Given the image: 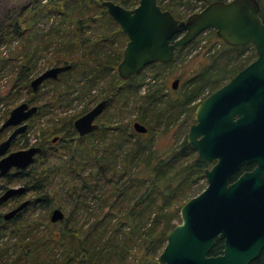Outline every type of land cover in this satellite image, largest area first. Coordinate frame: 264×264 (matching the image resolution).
Returning <instances> with one entry per match:
<instances>
[{"label": "trees", "instance_id": "16d2710c", "mask_svg": "<svg viewBox=\"0 0 264 264\" xmlns=\"http://www.w3.org/2000/svg\"><path fill=\"white\" fill-rule=\"evenodd\" d=\"M102 1L32 0L0 28V46L14 40L24 45L40 18H56L51 31L31 46H23V56L12 69L14 85L26 89L25 101L37 105L38 111L28 120L30 126L33 119L59 105L86 99L76 114L50 117L47 122L52 124L39 127L43 137L32 146L38 145L42 151L32 164L0 177V195L12 185L26 190L0 203V264H157L167 234L176 225L174 219L180 220L182 205L195 197L198 181L204 178V165L186 138L194 101L213 93L221 80H230L256 58L251 44L229 46L211 29L209 33L215 36L212 42L225 48L210 55L209 64L193 71L173 95L165 97L151 86L141 91L144 83L138 79L145 68L171 65L199 37L180 48L167 64L155 62L128 80L121 79L117 66L128 38L106 13ZM111 1L130 8L139 0ZM189 1L157 0L163 10L180 19L177 8ZM212 1L221 0H203L200 9ZM258 1L264 19V0ZM248 48L251 53L243 55ZM216 56L226 59L224 65L216 66ZM41 58L43 69L71 65L57 78L42 82L52 86L48 101L39 96L40 86L37 90L30 87V75ZM4 65L6 61H1L0 67ZM207 66L213 72L206 71ZM207 82L211 84L209 92L201 97ZM12 94L15 98L16 91ZM134 96L136 117L147 128L146 133L132 129L130 118L124 121L116 116L120 119L114 122L110 117L112 107L122 113L119 104ZM103 99L107 104L98 117L99 128L78 135L74 119ZM8 115L7 111L3 119ZM109 134L112 137L108 139ZM16 140L11 146H16ZM24 199L30 203L6 220L3 213ZM66 204H71L69 210ZM36 208L45 213L35 216ZM54 208L67 211L57 223L50 221ZM82 211L87 216L80 223ZM3 235L12 242L1 243ZM218 249L219 244L212 248V254Z\"/></svg>", "mask_w": 264, "mask_h": 264}, {"label": "water", "instance_id": "95a60500", "mask_svg": "<svg viewBox=\"0 0 264 264\" xmlns=\"http://www.w3.org/2000/svg\"><path fill=\"white\" fill-rule=\"evenodd\" d=\"M101 4L128 38L117 66L118 75L124 80L141 72L146 65L172 61L177 50L205 30L213 29L229 46L251 44L254 47L256 58L203 98L195 108L196 123L188 129L187 142L197 150L198 159L204 164L212 158L219 160L212 169L205 170L206 188L182 205L180 221L167 234L166 245L157 257V264H249L264 246V186L261 187L254 172L242 175L231 184H228V178L241 160L255 157L253 145L264 148V19L260 15L259 1H212L185 19L163 10L157 0H139L130 9L111 0ZM70 68V64L47 68L31 80L30 87L37 90L43 81L55 79ZM178 84V79H174L172 89L175 90ZM106 103L105 99L100 100L74 119L73 127L78 135L84 136L98 129L95 121L106 108ZM251 104L256 114L254 123L248 124L246 118L250 114L245 110L248 111ZM9 111L0 126V131L13 127L0 141V177L12 169L23 170L42 151L38 145L9 151L11 142L23 134L27 120L38 110L37 105L29 106L22 101ZM237 115L238 120L234 121ZM250 126L254 129L247 130ZM226 127L238 132L231 131L243 152L238 158L229 157L227 153L222 135ZM132 129L138 133L147 132L138 120L132 124ZM56 139L57 136L52 141ZM24 192L22 185L7 187L0 195V203ZM29 203L24 199L4 212V218H13ZM63 217L64 211L54 208L50 221L57 223ZM215 237L224 239L223 253L217 256L209 254Z\"/></svg>", "mask_w": 264, "mask_h": 264}, {"label": "rangeland", "instance_id": "374dc122", "mask_svg": "<svg viewBox=\"0 0 264 264\" xmlns=\"http://www.w3.org/2000/svg\"><path fill=\"white\" fill-rule=\"evenodd\" d=\"M32 0H0V28L4 27L5 24L8 22V19H10L12 16L16 15V13L21 9V7L26 6L29 4ZM189 1V0H187ZM185 0V2H187ZM191 1V2H190ZM188 4L185 5H180L177 8V13L180 14L182 19L187 18V16L191 13L199 11L200 7L202 6V1L203 0H190ZM56 18H54L52 15L51 17L48 16H43L40 18L39 22L34 26L33 32L30 35L28 41L26 44H22L20 41H10L5 44H2L0 46V63L1 61H6L5 67H0V126L3 122V117L9 110L12 109L13 107L17 106L20 104V102L25 101L26 97V89L21 88V87H16L14 85V79L12 75V69H16V64L20 62V58H22V50L23 46L24 49L25 47H29L32 44L36 43L35 40L37 41L38 39L40 40V37L43 33L47 34L48 31H51V25L54 23ZM199 39L197 41H194L193 43H190L187 47H185L179 54L177 59L175 61L167 66V67H159L155 66L153 67H147L143 71L142 76L140 77L139 80H141L144 85L143 88L140 89L141 91L144 90L145 87H154L158 88L162 93H164L167 97L169 95H173V92H176L179 90V87L183 83L184 79H187L192 75L193 71H198V68H201L202 65L209 64L210 60V55L219 52L221 50V47L225 46L217 43L214 44L212 41H215L214 38L215 36L213 34L209 33V30H205L200 33L198 36ZM219 40H221L219 38ZM213 43V44H212ZM223 49V48H222ZM208 52V53H207ZM251 53V49L248 48L243 55H248ZM22 55V56H21ZM175 58V57H174ZM213 58V56H212ZM216 60V66H221L224 65L226 62L225 58H220V56L215 57ZM43 62V58H41L36 64L37 67L30 76V81L37 77V75L41 74L43 70L41 67V63ZM214 66V67H216ZM47 69V68H46ZM206 71H211L210 68L208 69V66L205 67ZM215 70V69H213ZM213 72V71H211ZM182 73L184 76L180 77L179 74ZM208 75V74H207ZM174 79H179V84L175 90L172 89L171 84ZM228 80L225 78L224 80H221L218 84L220 86L224 85ZM211 84L209 82L205 83V88L202 89V94L200 96L202 97L203 95H206L209 91L208 89L210 88ZM40 94L39 96L43 99H46L47 101L49 100L50 94H51V87L49 84H41L40 85ZM16 91V96L14 98V95H10L12 92L14 93ZM10 93V94H9ZM10 95L12 99L9 97L7 99V96ZM198 99L195 102V107L198 105L197 103ZM86 102V99L83 101L75 100L71 102L69 105H59L55 107V109H51L52 111L50 113L44 114L43 116L33 119V123L29 124L27 121V129L25 130L24 134L22 136L18 137L16 140V146H11V150H22L23 148H28L32 146V143L35 140H38L39 138L43 137V134L41 133V128H44L45 124L51 123L52 122H47L48 118L53 117V118H58L59 116H65L67 115H73L76 114L83 106V104ZM123 112L120 113L116 108L111 109V118H113V121L115 122L116 120L120 119L119 117L116 116H122L121 118L124 119V121H128L130 118V126L138 120L136 117L137 114V108L135 106V96L131 97L127 101H124L122 104H119ZM115 111V113H114ZM139 121V120H138ZM143 123V122H142ZM30 126V127H29ZM8 130H4L1 132L3 137L0 139V141L4 140L8 135H9ZM112 134H109L107 138H111ZM107 141V139H106ZM165 142L160 141V143ZM207 182L204 180H199L198 181V190L201 188L206 187ZM12 187V186H11ZM60 187V184L58 185ZM197 190V191H198ZM71 204H66V210L70 209ZM66 210H63L65 213H67ZM42 213L44 214L43 210H39V208H36L34 210V214L36 216V213ZM86 213L83 212L80 214L79 217V222L82 223L83 220L86 218ZM180 220L174 219V223L177 224L179 223ZM173 223V224H174ZM40 228L44 229L43 225H40ZM7 242L10 244L12 242L7 235H3V239L1 243ZM13 249H9V253H12Z\"/></svg>", "mask_w": 264, "mask_h": 264}, {"label": "flooded vegetation", "instance_id": "af4514ba", "mask_svg": "<svg viewBox=\"0 0 264 264\" xmlns=\"http://www.w3.org/2000/svg\"><path fill=\"white\" fill-rule=\"evenodd\" d=\"M130 8H133V7H130ZM130 8H127V9H130ZM200 10V9H199ZM126 36V35H125ZM127 38V37H126ZM124 48V47H123ZM229 81V80H228ZM40 86V85H39ZM38 89V88H37ZM209 95V94H208ZM206 95V96H208ZM206 96H204L203 98H205ZM202 98V99H203ZM201 99V100H202ZM104 100V99H103ZM201 100H198L197 103H199ZM98 103V102H97ZM107 104V103H106ZM95 105V104H94ZM106 107V106H105ZM196 108V107H195ZM192 109V113H191V119H190V123H189V126L191 127L193 124L196 123L195 121V111L196 109ZM249 111V112H248ZM245 110L246 114H250V116L248 118H246V123L248 124H251V123H254V115L256 114L255 110H254V105L251 104L249 106V110ZM33 116V115H32ZM80 116V115H79ZM32 118V117H31ZM30 118V119H31ZM234 121L238 120V115L235 116L233 118ZM4 121V120H3ZM28 121V120H27ZM95 123L98 124L99 126V123H98V118H96V121ZM2 125V124H1ZM189 127V128H190ZM99 128V127H98ZM254 129V127H249L247 130L249 129ZM13 129V127H10V128H6L4 130H8V131H11ZM27 129V128H26ZM2 130V131H4ZM231 131H234V133L236 132V129H232L230 130L228 127H226V129H223L222 130V135L224 136V139L223 141H225L226 143V147L228 149L227 153H229V157H236L238 158L239 156H241L243 154L242 150L238 147V144L235 142L236 141V137H232L231 136ZM25 132V131H24ZM23 132V134H24ZM10 133V132H9ZM238 134V132H236ZM22 136V134L20 135ZM18 136V137H20ZM17 137V138H18ZM253 137V136H252ZM58 138V136H57ZM15 140V139H14ZM13 140V141H14ZM57 140V139H56ZM232 141H234L235 143L232 144ZM238 141V140H237ZM56 142V141H55ZM52 141V143H55ZM254 148H253V152L255 154V157L252 158L251 160H241L240 161V165L238 168L234 169V171L229 175V178H228V184H231V183H234V182H237L238 179H240V177L246 173H251V172H254L256 174V177H257V180L260 182L261 184V187L264 186V162L262 164V161H264V148H261L260 146L258 145H253ZM195 152H196V155H197V150L194 149ZM198 158V156H197ZM199 160V159H198ZM218 158H212L211 161L207 162V163H203L202 164L204 165L203 167V171L205 173V170L208 169H212L215 165H217V162H218ZM201 161V160H200ZM201 180H204L206 182V179H205V176L204 178H202ZM206 187L204 188H201L197 193L196 195H198V193H200L201 191H203ZM215 243L213 245V247L217 244H219V251L217 254H212V248L209 252L210 255H214V256H217V255H221L223 253V248H224V239H218V237H215ZM249 264H264V246L262 247V250L260 251V254L255 257V259H253V261H251Z\"/></svg>", "mask_w": 264, "mask_h": 264}, {"label": "bare ground", "instance_id": "6f19581e", "mask_svg": "<svg viewBox=\"0 0 264 264\" xmlns=\"http://www.w3.org/2000/svg\"><path fill=\"white\" fill-rule=\"evenodd\" d=\"M177 52H178V50H177ZM174 57H175V56H174ZM174 59H175V58H174ZM167 63H168V62H167ZM27 103H28V102H27ZM28 104H29V103H28ZM32 105H33V104H32ZM32 105L29 104V106H32Z\"/></svg>", "mask_w": 264, "mask_h": 264}]
</instances>
